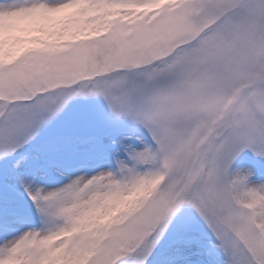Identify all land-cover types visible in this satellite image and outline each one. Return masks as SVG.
<instances>
[{"label": "snow or ice", "instance_id": "obj_1", "mask_svg": "<svg viewBox=\"0 0 264 264\" xmlns=\"http://www.w3.org/2000/svg\"><path fill=\"white\" fill-rule=\"evenodd\" d=\"M246 152L264 0H0V264H264Z\"/></svg>", "mask_w": 264, "mask_h": 264}, {"label": "rangeland", "instance_id": "obj_2", "mask_svg": "<svg viewBox=\"0 0 264 264\" xmlns=\"http://www.w3.org/2000/svg\"><path fill=\"white\" fill-rule=\"evenodd\" d=\"M242 155L255 158L258 161L259 166L264 168V159L256 158L250 152H246ZM233 167H234L233 170H244V171L251 170L253 175L249 179H250V182L253 184L264 181V180H260L259 178L256 177V169L257 168H255V167H257V166H251V165H248L247 163L246 164L235 163L233 165ZM188 255H189L188 264H211V261L209 260V258H207L206 256H204L201 253H196V252L192 251V252H189Z\"/></svg>", "mask_w": 264, "mask_h": 264}, {"label": "clouds", "instance_id": "obj_3", "mask_svg": "<svg viewBox=\"0 0 264 264\" xmlns=\"http://www.w3.org/2000/svg\"><path fill=\"white\" fill-rule=\"evenodd\" d=\"M245 174L248 175L249 178L253 175V173L251 172V170H247ZM251 187L257 188V189H261V188H264V185L254 184V185H251Z\"/></svg>", "mask_w": 264, "mask_h": 264}]
</instances>
